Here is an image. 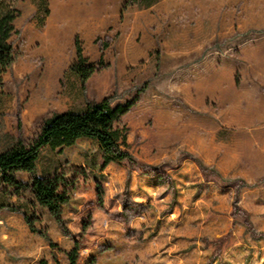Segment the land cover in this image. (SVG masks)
<instances>
[{"label":"rangeland","instance_id":"obj_1","mask_svg":"<svg viewBox=\"0 0 264 264\" xmlns=\"http://www.w3.org/2000/svg\"><path fill=\"white\" fill-rule=\"evenodd\" d=\"M11 1L21 15L12 37L16 59L0 78V151L19 138L28 143L52 114L81 111L87 98L95 100L69 67L55 78L76 58L78 35L55 30L62 21L55 16L48 24L47 0ZM205 2L198 0L197 10L189 0L162 3L152 13L155 26L140 12L137 26L134 11L127 31L104 33L94 45L81 41L95 63L102 44L110 45L96 81L115 60L114 88L94 98L136 100L118 123L128 129L134 162L100 173L92 169L98 147L87 139L62 151L44 148L39 175L59 172L74 183L77 203L66 206L73 213L66 220L75 237L35 204L29 188L17 197L0 182V201L41 216L37 225L57 243L53 248L32 233L21 213L2 210L0 264H70L75 239L77 264H264V238L255 240L246 223L250 217L257 235L264 233V160L254 137V101L263 92L264 0H213L210 10Z\"/></svg>","mask_w":264,"mask_h":264},{"label":"trees","instance_id":"obj_2","mask_svg":"<svg viewBox=\"0 0 264 264\" xmlns=\"http://www.w3.org/2000/svg\"><path fill=\"white\" fill-rule=\"evenodd\" d=\"M156 1L125 0L123 13L130 6L147 7ZM47 11L50 14L49 6ZM20 15L21 11L11 0H0V78L16 59L12 37L17 33L16 21ZM75 45L76 58L69 66V70L79 76L82 89L85 91L88 79L100 67L106 65L104 50L109 44H102L103 53L99 63L90 61L84 55L83 44L79 36H76ZM114 99L115 95L106 96L99 101L87 98L85 108L81 111L68 109L56 112L44 121L40 131L28 143L19 138L8 143L0 151V182L13 188L17 197L21 195L23 188H29L33 192L35 204L46 209L67 236L75 237L64 216V207L71 200L70 192L74 190V183L67 180L59 172L39 175L38 161L41 152L46 147L62 151L65 148L75 146L79 140L87 139L95 143L99 150V156L92 166L93 170H96L97 166L99 171H104L111 163H121L126 160L133 163L134 158L130 153L128 142V129L126 127L121 128L118 123L120 118L132 109L136 100L114 104ZM18 127L21 129L22 124L19 123ZM86 166L91 167L89 162L84 167ZM199 166L203 170L206 169L201 162H199ZM19 172L28 173L31 179L29 181L20 179L17 175ZM214 173L220 177L217 172ZM104 193L103 186L99 184L98 196L101 206L103 205ZM2 210L21 213L32 233L44 238L51 247H57V243L50 237L48 231L43 226L37 225L41 216L31 215L14 204H6L0 201V211ZM246 223H248L249 232L255 240L264 238V233L257 235L250 217H247ZM89 225V222L85 224V230ZM80 246V241L75 239V247L68 253L70 264H77ZM55 260L57 264H60L59 260Z\"/></svg>","mask_w":264,"mask_h":264},{"label":"crops","instance_id":"obj_3","mask_svg":"<svg viewBox=\"0 0 264 264\" xmlns=\"http://www.w3.org/2000/svg\"><path fill=\"white\" fill-rule=\"evenodd\" d=\"M124 1L125 0H48L49 8H50V16H49L48 24L50 23L53 16H55L56 18L62 20V21H58V23L55 22L53 24L55 30H59L61 29V27H64L65 29L69 28L71 34L74 35V38L76 35H78L80 37V40L84 41L85 44L94 45L97 38L104 33L112 32L117 29L121 31L122 30L127 31L128 29H130L131 24H134V22L131 23L128 20V16L131 15L134 11H136L135 12L136 15L134 16V18L136 17L135 21L137 20L136 23L137 26H142V22L140 23L138 22V17H139L138 12H140V16L142 14L144 18L151 16L153 18L151 24L155 26L158 20L157 17L154 14H152L153 10L156 9V7H158L162 3H165V6H167L168 8L172 6L171 5L172 2L180 1V0H157L154 4L147 7L134 5L128 7L127 10L124 11L123 13ZM205 1L206 2L204 3V7H205L204 9L210 10L209 7L213 5L212 4L213 0H205ZM189 2H190V9L197 10L195 7H197L198 5V0H189ZM146 13L148 15H146ZM123 15L124 18H122ZM193 15L196 16L197 12L194 11ZM206 15L208 16V14ZM209 16L213 17V14L211 13ZM107 48H110V45ZM71 63L72 60L67 63V65L63 68L62 71L60 72L57 71L55 74L56 75L55 78H61L63 75H65ZM107 65L108 67L104 68L101 71L104 72V74L100 82L96 81L93 78L94 74L96 73H94L87 81V88L89 91V95L91 96V98L97 101L103 98V97L101 99L94 98L96 97L97 94L104 93L105 91L107 92L110 89L114 88L113 85L115 79L114 75L116 73L115 60L111 59L107 61ZM260 87L263 90V92L254 101V119L258 123L254 126L255 128L254 137H255V145H257L256 150L257 151L259 150L258 153L260 155H263L261 159L264 160V78L262 79V84ZM239 112H240L239 120H242L241 107H239ZM89 142L92 141L89 140ZM84 161L81 162V165L83 166L86 165ZM111 164H116V163H111ZM69 165L76 167V164L73 162H69ZM104 171H99V172L102 173ZM17 175L20 179H24L25 181H29L31 179V176L25 172H19ZM199 187L201 186L198 185L196 186V188ZM74 194H76V191L72 190L70 192L71 200L66 205V206L71 205L73 209L77 203L74 202L75 199ZM66 206L64 207L65 218L73 215L72 212L69 211L67 212ZM43 210L46 213H48L46 209ZM43 224L44 223H41V225Z\"/></svg>","mask_w":264,"mask_h":264}]
</instances>
